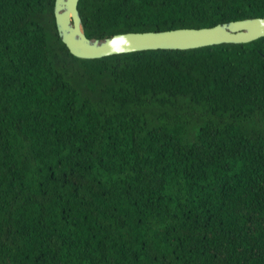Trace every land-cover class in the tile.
I'll return each mask as SVG.
<instances>
[{
  "label": "trees",
  "instance_id": "trees-1",
  "mask_svg": "<svg viewBox=\"0 0 264 264\" xmlns=\"http://www.w3.org/2000/svg\"><path fill=\"white\" fill-rule=\"evenodd\" d=\"M56 0H0V264H264V36L80 58ZM85 32L209 27L264 0H79Z\"/></svg>",
  "mask_w": 264,
  "mask_h": 264
},
{
  "label": "water",
  "instance_id": "water-1",
  "mask_svg": "<svg viewBox=\"0 0 264 264\" xmlns=\"http://www.w3.org/2000/svg\"><path fill=\"white\" fill-rule=\"evenodd\" d=\"M79 0H56L54 13L59 35L70 52L80 58L147 49H190L220 43H246L264 36V17H250L209 27L130 31L105 38L87 36Z\"/></svg>",
  "mask_w": 264,
  "mask_h": 264
}]
</instances>
